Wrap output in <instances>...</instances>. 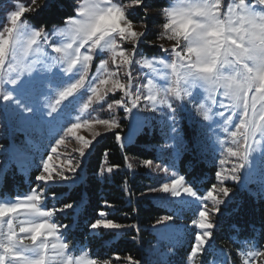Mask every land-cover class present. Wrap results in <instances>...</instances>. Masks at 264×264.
Here are the masks:
<instances>
[{
	"label": "snow or ice",
	"instance_id": "1",
	"mask_svg": "<svg viewBox=\"0 0 264 264\" xmlns=\"http://www.w3.org/2000/svg\"><path fill=\"white\" fill-rule=\"evenodd\" d=\"M50 7V0L43 3L16 0L12 10L4 15V22L10 26L0 30V128L3 129L0 136L7 137L11 144L8 148L0 146V152L26 155L35 145V138L45 137L50 143L55 142L51 152L56 153L58 146L74 138L81 145L76 150L81 158L93 141L78 132L91 130L94 124L114 132L115 139L122 141L123 137L116 131L121 128L118 120L93 121L83 116L94 102L127 113L140 108L142 103L146 105L145 111L166 108L171 113L170 132L177 134L179 105L175 102L191 96L185 86L199 84L208 93L211 104L201 113L203 121L209 123L200 125L199 134L193 137V147L206 151L201 137L209 131L215 132L211 125L212 107L226 109L216 113L224 119L222 132L228 138L215 137L222 157L215 171L219 183L211 184L202 193L180 176L149 188L147 194H163L158 197L162 206L177 207L174 214L156 219L154 230L161 241L179 232L174 222L185 208L182 198L190 199L194 237L184 264L198 254L203 257L217 227L213 217L220 215L221 206L232 194L227 182L240 183L241 173L252 164L253 153L264 150V0H178L174 6L162 7L160 14L164 21L157 39L167 40L171 47L157 45L167 56L155 59H138L143 55L142 46L153 43L148 38L151 0H73V14L61 21L64 27L54 25L49 29L31 23L33 16ZM138 12L144 15L134 21L132 17ZM137 24L143 31L134 30ZM109 61L113 66L110 71ZM97 63L98 72L93 79L92 70ZM137 63L157 74L161 68L168 70L160 78L170 80V84L161 88L149 80L146 93L143 89L136 91L132 81ZM116 93L123 98L117 96L105 102L106 96ZM49 96L54 103L51 100L41 103L42 97ZM217 97L225 98L228 103ZM100 135L93 132L94 138ZM17 137H22L18 143ZM173 137L169 147L174 148L179 140L187 149L182 136ZM52 160L53 156L48 155L38 165L42 169L35 176L40 182L38 188L17 201H0V264H110L108 258L90 257L86 248L80 254L66 239L70 226L58 223L56 216L71 209L72 204L57 208L38 203L49 199L45 189L53 191V185L67 181L68 173H76L79 167V159L68 157L54 171ZM143 164L151 168L153 161L145 160ZM114 167L119 165L100 169L101 178L113 173ZM157 169L160 170L158 166ZM162 171L168 173L166 168ZM261 184L264 185V180ZM261 195L264 196V187ZM133 197L135 193L129 190V200ZM98 215L103 218L108 214L101 211ZM90 228L135 232L140 226L96 219ZM74 251L77 255H73ZM259 258H264V250L245 251L242 264H254ZM126 260L127 264H141L131 255Z\"/></svg>",
	"mask_w": 264,
	"mask_h": 264
},
{
	"label": "trees",
	"instance_id": "2",
	"mask_svg": "<svg viewBox=\"0 0 264 264\" xmlns=\"http://www.w3.org/2000/svg\"><path fill=\"white\" fill-rule=\"evenodd\" d=\"M15 2L16 0H0V20L4 19L5 13L12 10ZM50 3V8L32 17L33 25L49 29L54 25L60 27L64 25L61 23L62 19L73 14V0H50ZM167 4L168 0H151V7L155 9ZM139 13L144 15L143 12ZM150 37L157 38V33H152L148 38ZM146 51L157 53L158 48L146 47ZM179 130L177 135L184 138L187 149L177 140L180 149L177 159L178 172L186 182L193 184L194 189L203 193L211 184L219 183L215 180V171L219 169V165L215 160L209 159L208 154L200 148L193 147L195 124L182 123ZM118 133L120 134V131ZM35 141L37 142L31 147L32 154L27 153L34 164L38 163L35 158L43 146L42 140ZM165 141V135L157 127L151 133L145 129L132 141L124 138L121 142L117 141L115 133H109L94 144L83 167L81 166V171L76 174L77 180L70 182L71 184L57 182L52 186L53 191L45 190L49 199L45 201L44 207L54 205L59 208L66 203L73 205L65 213H58L56 216L58 223L70 226L66 236L70 244H74L76 248H86L90 257L108 258L110 264H127L126 257L129 255L140 260L141 264H184L194 233L190 243H180L176 248L173 247L166 255L170 257L169 261L164 263L158 262L160 254L155 251L154 246L157 239L153 228L156 219L163 215H172L174 212L162 206L154 196L147 195L154 182L143 161L161 162L159 147ZM10 144L11 141L7 137L0 136V146L8 148ZM125 156L128 157L127 160ZM10 160L12 159H5L4 162L6 166L0 179V197L23 198L31 189L37 188L38 181L35 176L41 168L37 165L26 174L17 163ZM129 164L132 165L131 168L128 167ZM113 165L119 167H114L113 173L105 174L101 178L100 169ZM227 186L232 188L229 183ZM129 190L135 193L131 200ZM141 192L146 195L140 196ZM53 196L56 198L52 199ZM101 211L107 212L108 215L99 217ZM96 219H111L125 225L138 223L140 229L135 232L129 229L92 230L90 224ZM215 221L217 227L213 230V239L207 247L206 259H201L200 264H242V254L249 248L264 250V198L261 195L254 196L237 186L232 188V194L227 198V203L221 206V213L216 216ZM116 256L121 259L117 261Z\"/></svg>",
	"mask_w": 264,
	"mask_h": 264
},
{
	"label": "rangeland",
	"instance_id": "3",
	"mask_svg": "<svg viewBox=\"0 0 264 264\" xmlns=\"http://www.w3.org/2000/svg\"><path fill=\"white\" fill-rule=\"evenodd\" d=\"M12 1V0H11ZM178 0H168V4L166 6L175 5ZM41 3H43V0H41ZM163 6V7H166ZM152 11L148 14V24H149V34L148 37L152 33H158L161 31V24L164 21V17L160 14V9H155L153 7ZM143 17L138 12L137 15L133 16L132 19L134 21H137L139 18ZM4 20V19H3ZM0 20V30H2L3 27L10 26L6 22ZM60 26V27H64ZM137 31H143V27L139 24L136 25L135 29ZM57 40H63L62 37H56ZM153 43L145 44L141 48L142 57L138 59H155L160 57H166V53H162L161 50L157 45L164 44L166 47H171V43L167 40H159L154 37H150L149 39ZM156 46L158 48L157 53H148L146 51V47H154ZM35 58V57H33ZM112 63L109 61V71L112 68ZM157 67H159L157 65ZM168 70L160 69V73H153L151 70L142 67L139 63L136 64V66L133 69V72L135 74V80L132 81L134 89L136 91H141L143 89V92H147V81L151 80L153 81L157 86L164 88L167 87L170 84V80H164L161 79L160 76L163 75ZM98 72V63L93 67L92 75L93 79H95V73ZM103 75V73H100ZM122 79H126L123 77V74H121ZM98 83V81H95ZM105 86H100V91L103 92ZM185 89L187 92H191V96L185 97V100L183 102L176 101L175 103L179 105V110L176 113L177 115V127L178 129L182 127V123H187L188 125L195 124V130H196V136L199 134V128L201 124H206L209 122H205L202 119V114L204 111H206L211 102L208 100V93L205 91L203 87H200L199 84L193 86V85H187L185 86ZM117 96H120L119 93L116 94H109L105 97V102L115 100ZM120 98H123L120 96ZM218 100H221L224 103H228V101L223 97H217ZM51 100L52 103H54V100L51 96L44 98H41V103L47 104ZM203 106V107H201ZM146 107L145 104H141L140 108H134L132 112L127 113L123 109L116 108L115 106L113 109H109L106 107V103L102 102H94L93 105L90 107L89 110L83 113V116L86 118H89L93 121L99 120V119H116L119 121L121 128L116 130L117 132L120 131V135L124 138V140L132 141L135 140L138 135L144 132L145 129H147L150 133L154 128H158L162 131V133L165 135L166 141L163 145L159 147L160 149V157L162 159L161 162L153 163V166L151 168H148L151 172V176L153 178L154 185L152 187H159L162 183L170 182L173 178H179L180 174L178 172V155L180 153L179 146L169 147L168 145L173 143L174 135L170 132V126H171V113L166 108H161L156 112L151 111H145L144 108ZM199 109V112L197 111ZM219 111H226V109H221L218 107L213 106L212 107V114H213V121L211 122L212 127L215 129V132L209 131L207 135L201 137L203 145L206 147V151H203L204 153L208 154V158L212 161L215 160L218 163V160L221 157V147L216 142L215 137L218 135L221 139H228L225 134L222 132V126H224V119L220 118L216 113ZM125 122L126 124L123 125ZM234 130V128L232 129ZM0 132H3V129L0 128ZM93 132H100L101 135L98 137H93ZM109 133L104 126L102 125H95L91 130L89 129H81L78 134L80 136H83L85 139H89L93 141L94 144L102 137ZM129 138V139H128ZM18 139H22V137H17ZM36 139L42 140L43 146L40 148V150L37 152L38 156L35 159H38V163L34 164V161L32 158H29L28 154H32L31 148L27 151L28 154L26 155H15L11 151L4 153L0 152V179L1 175L3 174V171L5 169L4 162L5 159L11 158L13 161L12 163H17L26 174H28L31 170H33L34 167L37 165L42 164V158L46 159L48 155L53 156L52 164L54 165V171L56 167L60 166L61 160H66L68 157H71L73 160H78L79 167L77 169V172L72 174H69V179L66 182L67 184H71L70 182H73L77 180V173L81 171L83 167V163L88 156V153L92 149L87 150L86 154L79 158L77 149L81 146L79 142L75 141L74 138H70L67 140L65 145H60L57 147V152L52 153L51 148L56 147V144L54 141L51 143L49 140L45 137H37ZM37 141H35L36 143ZM121 142V141H120ZM234 159V158H233ZM80 162V163H79ZM219 165V164H218ZM82 166V167H81ZM157 166L160 170L157 169ZM220 167V166H219ZM230 167V165H225V168ZM163 168L168 169V173H164L162 171ZM42 170V169H41ZM261 180H264V150H257L253 153L252 156V164L250 167H248L246 170H244L241 173V182L235 183L232 181H228L227 183L232 185V188L238 187L240 189L247 190L254 196L261 195L262 187L264 185L261 184ZM40 182L38 181L39 187ZM46 190V189H45ZM150 196H154L156 201H158V197L163 194H147ZM262 196V195H261ZM264 198V196H262ZM18 199H12L8 197H0V201L3 202H13L17 201ZM183 199V209L182 212L179 213L176 221L174 222V227L179 230L178 233L174 234L172 238H170L167 241H161L159 238V235L156 230H154L157 234L155 251L160 254L158 257V262L164 263L165 261H169L170 257L166 256L169 251L168 249L171 247H177L180 243H190L193 236V229L191 227V218L193 215V205L188 197H184ZM159 202V201H158ZM40 206L44 207L43 202H38ZM160 203V202H159ZM166 207H168L170 210H172L174 213L177 211V207L174 204H169ZM214 220H216V216L213 217ZM156 226V225H155ZM155 226L153 227L155 229ZM210 244V241H209ZM77 251L80 254H83V249L76 248ZM255 250L254 248H249L248 251ZM77 251L73 252V255H77ZM163 251V252H162ZM88 252V251H87ZM162 253V254H161ZM89 254V252H88ZM206 254V253H205ZM205 254L203 257L197 255L194 259H190L188 264H200L199 262L201 259H206ZM161 255H164V257H161ZM90 256V255H89ZM166 256V258H165ZM243 258V254H242ZM254 264H264V258H259L256 261H254Z\"/></svg>",
	"mask_w": 264,
	"mask_h": 264
}]
</instances>
